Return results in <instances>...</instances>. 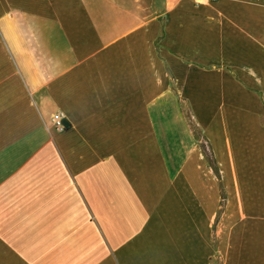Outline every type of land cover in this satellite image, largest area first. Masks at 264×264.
Masks as SVG:
<instances>
[{
	"label": "crops",
	"instance_id": "obj_1",
	"mask_svg": "<svg viewBox=\"0 0 264 264\" xmlns=\"http://www.w3.org/2000/svg\"><path fill=\"white\" fill-rule=\"evenodd\" d=\"M0 264H264V0H0Z\"/></svg>",
	"mask_w": 264,
	"mask_h": 264
},
{
	"label": "built area",
	"instance_id": "obj_2",
	"mask_svg": "<svg viewBox=\"0 0 264 264\" xmlns=\"http://www.w3.org/2000/svg\"><path fill=\"white\" fill-rule=\"evenodd\" d=\"M196 1H197V4H206V3L215 2L217 0H196ZM51 123H52L53 129L58 133H63L68 128V125L65 123V117L61 112H56L52 116Z\"/></svg>",
	"mask_w": 264,
	"mask_h": 264
},
{
	"label": "water",
	"instance_id": "obj_3",
	"mask_svg": "<svg viewBox=\"0 0 264 264\" xmlns=\"http://www.w3.org/2000/svg\"><path fill=\"white\" fill-rule=\"evenodd\" d=\"M68 125V124H67Z\"/></svg>",
	"mask_w": 264,
	"mask_h": 264
}]
</instances>
